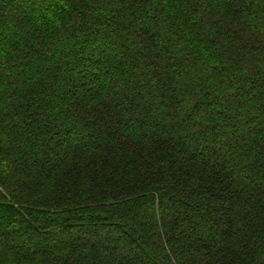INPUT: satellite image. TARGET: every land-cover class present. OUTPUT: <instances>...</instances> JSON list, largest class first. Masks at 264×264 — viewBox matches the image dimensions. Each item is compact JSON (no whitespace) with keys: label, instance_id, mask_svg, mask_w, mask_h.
<instances>
[{"label":"trees","instance_id":"obj_1","mask_svg":"<svg viewBox=\"0 0 264 264\" xmlns=\"http://www.w3.org/2000/svg\"><path fill=\"white\" fill-rule=\"evenodd\" d=\"M248 1L0 0V264H264Z\"/></svg>","mask_w":264,"mask_h":264},{"label":"rangeland","instance_id":"obj_2","mask_svg":"<svg viewBox=\"0 0 264 264\" xmlns=\"http://www.w3.org/2000/svg\"><path fill=\"white\" fill-rule=\"evenodd\" d=\"M254 2L255 3H251L250 1H248V4H254L255 5V9H260V8H262V9H264V0H254ZM254 9V8H253ZM261 17V19H260V21L261 22H264V11H263V14L260 16ZM18 19V18H17ZM25 23H27V22H25ZM54 41V39L52 40V39H46V42L49 44H52V42ZM62 46V45H61ZM59 48L61 49V47L59 46ZM177 49H178V47H176L175 49H174V51H177ZM59 57H58V55H53V61H57V59H58ZM52 59V58H51ZM21 59L19 58V57H17V59H15L14 61H13V63H12V65H14V67H16L15 65H19V64H21ZM23 63V65L24 66H26V69H25V71L26 72H29V69L31 70V69H35V68H33V67H30V65H29V67L30 68H27V63L26 64H24V62H22ZM176 63V62H175ZM174 66H175V64H174ZM44 69L45 70V65H43V64H41V63H38V65H37V68L36 69ZM172 69V68H171ZM170 72V71H169ZM189 74V73H188ZM187 74V75H188ZM238 76H240L239 74H237V73H233V75H232V79L234 78V79H236ZM167 77H169V76H167ZM229 77H231V75L229 76ZM183 80V79H182ZM185 81H186V83H183V85H188L190 82H188V80L187 79H185ZM263 83H264V79H263ZM246 85H251V84H249V83H247V84H245L244 86H246ZM240 86L241 85H239L238 84V88H240ZM171 88L172 89H177V86H176V84H172L171 85ZM222 92H223V96H224V98L226 99L227 97H229V95L233 92V91H231V89H229L228 87H227V85H225L224 87H223V90H222ZM259 92H263L262 90H259ZM258 95V93L257 92H255V96H257ZM213 100H215V96L213 97ZM261 104L258 102V104L257 103H255V102H250L249 104H250V106L249 107H247L246 105H244V106H242L239 110H240V112H242L244 115L245 114H248L250 111L252 112V109L253 108H255V110H256V112H255V115L257 114H260V113H262V111H264V97L263 98H261ZM214 111L215 112H225L226 111V109H225V106H224V104L222 103V102H219V103H216V105H215V107H214ZM264 115V114H263ZM154 118L153 119H155V125L154 126H152L151 127V129L149 130V132L150 133H155L156 131H158V132H156V133H160V132H164V127L167 125V124H170L171 125V122L167 119V118H165V117H162V114L160 115V114H156V115H154L153 116ZM262 117V116H261ZM261 117L260 116H258V117H255L256 118V123L257 124H260L261 123ZM49 124V123H48ZM48 126H50V124L48 125ZM224 129H226L227 131H228V129H227V127H225ZM160 130V131H159ZM230 130V129H229ZM231 138V137H230ZM41 139H42V137H41ZM23 150L25 151V152H27V151H30V147H28V146H25L24 148H23ZM49 241V242H48ZM96 240H95V238L94 239H91L90 240V242L91 243H94ZM44 244H43V247L45 246H47L49 243H51V241H50V239L47 237V236H45V238H44ZM17 244H19V245H21L19 242H15L14 243V245L16 246ZM29 245H31L30 244V242H26V243H24V247L25 246H29Z\"/></svg>","mask_w":264,"mask_h":264}]
</instances>
